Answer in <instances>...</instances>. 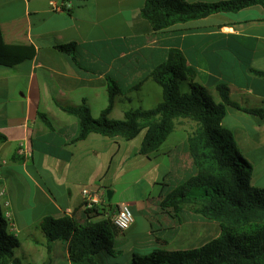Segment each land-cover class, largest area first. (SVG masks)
<instances>
[{
  "label": "crops",
  "instance_id": "1",
  "mask_svg": "<svg viewBox=\"0 0 264 264\" xmlns=\"http://www.w3.org/2000/svg\"><path fill=\"white\" fill-rule=\"evenodd\" d=\"M52 1L59 5L64 2L0 0V31L5 43L36 49L31 61L14 69L0 66V136L4 138L0 156L8 161L3 180L7 193L0 203L5 216L10 213V230L21 244L15 255L22 264H72L68 242L57 241L48 252L47 241L39 229L44 218L68 216L76 224L88 226L110 217L108 210L112 205L107 203L98 204L96 212L88 216L82 193L85 189L107 192L101 190L99 183L105 171L104 155L111 153L114 160L125 140L92 134L75 142L79 121L60 105L85 103L98 119L109 104L110 83L128 92L134 85H141L140 91L144 90L154 83L150 77L153 70L168 61L170 51L178 50L194 71L192 81L217 93L218 102L221 99L217 86L227 83L234 102L247 108L264 107V77L252 72L264 73L263 8L216 14L155 32L141 17L146 0H139L138 8L137 0H116L110 4L77 0L69 12H53ZM115 19L118 24L123 20L127 25L139 21L144 25L143 31L121 37L107 28ZM71 43L77 44V61L57 49ZM122 97L132 103L129 96L123 95L118 96L116 105ZM39 113L49 116L52 128L40 119ZM239 130L253 151H264V121ZM22 146L31 152V158L16 159ZM168 151H172L168 160L175 170L174 183L170 182L173 189L192 177L195 170L187 143ZM165 193V189L159 190L157 199L149 197L143 205L130 203L135 222L124 236L115 240V255L102 256L100 264H132L134 254H143L129 239L139 214L144 215L146 223L141 237L158 245L155 250L196 249L198 228L204 234L213 227L219 228L190 208L179 212L163 210ZM4 202H9V206H4Z\"/></svg>",
  "mask_w": 264,
  "mask_h": 264
},
{
  "label": "trees",
  "instance_id": "2",
  "mask_svg": "<svg viewBox=\"0 0 264 264\" xmlns=\"http://www.w3.org/2000/svg\"><path fill=\"white\" fill-rule=\"evenodd\" d=\"M75 1L64 0L71 4ZM252 7L264 9V0L196 4L186 0H146L141 17L153 31L159 32L177 24ZM57 49L77 61V44L61 45ZM35 56L33 46L7 45L0 31V66L14 69ZM252 72L264 77L263 72ZM193 76L194 71L187 66L183 53L172 50L168 61L156 67L150 76L162 89V101L154 108H132L123 119H110L118 96L124 95L115 83L109 85V104L98 119L85 103L60 105V108L79 121L75 142L84 141L92 134L131 142L144 132L139 154L147 158L160 152L174 132L176 121L187 119L196 124L187 139L195 174L166 191L161 208L176 212L185 208L195 210L198 216L216 223L221 234L196 249L136 253L132 264H264V189L252 186L254 168L240 153L234 133L223 124L229 108L264 121V107L247 108L234 102L227 83L217 86L221 101L216 102L207 88L192 81ZM184 83L189 86L188 92H184ZM39 117L48 127H53L47 114L39 113ZM3 140L0 136V143ZM94 212L96 209L86 210L88 216ZM10 228L0 203V264H22L15 255L21 244ZM39 229L47 241L48 252L57 241L69 243L72 264H100L102 256L115 255V240L126 234L110 217L88 226H80L68 216L46 217Z\"/></svg>",
  "mask_w": 264,
  "mask_h": 264
},
{
  "label": "rangeland",
  "instance_id": "3",
  "mask_svg": "<svg viewBox=\"0 0 264 264\" xmlns=\"http://www.w3.org/2000/svg\"><path fill=\"white\" fill-rule=\"evenodd\" d=\"M116 0H99L102 4L114 3ZM224 0H186L189 4L196 3H216ZM140 1H135L137 8L139 7ZM138 11V9H137ZM107 27V25H106ZM108 30L119 34L121 37L132 36L134 33L139 34L143 31L144 25L138 21L136 25L130 23L129 25L124 24L123 20L118 24L115 19L111 26L107 27ZM117 30L119 33H117ZM113 84V83H112ZM141 85H134V88L128 92L122 89L125 97H130L132 103L128 100L123 99L122 102L116 105L112 114L113 120H120L124 118L126 111L132 108H145L151 109L157 106L162 101V89L155 82L147 85L144 90L139 89ZM184 92L189 91V86L184 83ZM216 102H218L217 93H210ZM258 107L260 105H253ZM231 111V112H230ZM228 114L224 120L225 126L232 128L237 136L239 142L238 149L240 153L252 164L254 171L252 177V186L256 189H264V151L256 152L253 151L250 143L246 139L244 133L239 129L242 127H251L255 125L256 121H260L259 118L246 115L242 112H237L232 109H228ZM196 129V124L187 119H180L176 121L175 130L172 135L168 138L166 143L162 146L160 152L155 154V157H151L152 162L148 161V158L139 154L144 132L131 142L121 143V148L118 150L114 160L113 154L105 153V171L99 179V183L104 191H112L115 194L109 201L107 194L106 199L102 198L101 204H111L109 207L110 218H114L117 213L118 205L139 203L143 205V201L154 197L157 199L159 190L165 189L166 191L171 188L170 182L174 183L175 178L173 175V163L168 160V156L171 155L172 151L177 146H183L187 143L188 136L192 134ZM244 142L246 144H242ZM116 149L117 144H114ZM186 155V152H184ZM113 160V161H112ZM187 163V161L185 162ZM175 169V168H174ZM174 172V173H172ZM106 192V193H107ZM99 193V192H95ZM156 199H154L156 201ZM152 201V200H151ZM139 205V206H140ZM199 217V216H198ZM146 223L144 215L139 214L136 225L129 231L130 244L136 246L141 253L150 254L159 246L154 242L142 239ZM220 228L213 227L207 234L200 233L198 228V248L204 244L210 242L214 238L220 236ZM128 247L124 248L126 253Z\"/></svg>",
  "mask_w": 264,
  "mask_h": 264
},
{
  "label": "built area",
  "instance_id": "4",
  "mask_svg": "<svg viewBox=\"0 0 264 264\" xmlns=\"http://www.w3.org/2000/svg\"><path fill=\"white\" fill-rule=\"evenodd\" d=\"M53 12H69L72 9L71 3L62 2L60 5L56 1L51 2ZM17 156L23 159L31 158V152L24 146L20 147ZM8 166V161L0 156V199H3L7 193L4 186V172ZM83 202L85 210H93L101 203L102 198L106 199V193H95L87 189L83 190ZM4 206L8 207L9 202H4ZM6 218L9 220L10 213H6ZM114 224L123 232L128 231L135 222V217L130 204H121L118 207L117 213L113 218Z\"/></svg>",
  "mask_w": 264,
  "mask_h": 264
},
{
  "label": "water",
  "instance_id": "5",
  "mask_svg": "<svg viewBox=\"0 0 264 264\" xmlns=\"http://www.w3.org/2000/svg\"><path fill=\"white\" fill-rule=\"evenodd\" d=\"M113 194H114V193H113L112 191H108V192H107V197H108V200H109V201L112 199Z\"/></svg>",
  "mask_w": 264,
  "mask_h": 264
}]
</instances>
